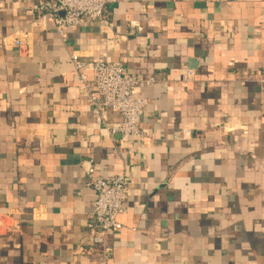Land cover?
Segmentation results:
<instances>
[{
  "label": "crops",
  "instance_id": "obj_1",
  "mask_svg": "<svg viewBox=\"0 0 264 264\" xmlns=\"http://www.w3.org/2000/svg\"><path fill=\"white\" fill-rule=\"evenodd\" d=\"M38 2L0 0V264L97 263L90 168L129 179L108 264H264V0H109L66 41ZM74 52L141 79L143 135L96 121Z\"/></svg>",
  "mask_w": 264,
  "mask_h": 264
},
{
  "label": "built area",
  "instance_id": "obj_2",
  "mask_svg": "<svg viewBox=\"0 0 264 264\" xmlns=\"http://www.w3.org/2000/svg\"><path fill=\"white\" fill-rule=\"evenodd\" d=\"M109 0H39L28 9L37 13L44 26H50L63 41L67 40V31L76 29L88 21H99L107 24V5ZM23 45L22 39L14 41ZM79 88L88 95L92 113L99 124L106 125L108 112L120 114L121 121L112 127H106L110 135L119 134L124 141L132 135H143L141 117L145 101L138 96L136 87L141 79L128 71L122 61H96L86 64L81 56L71 54ZM88 71L96 77L97 89L92 91ZM191 76V73H190ZM187 132V131H185ZM95 191V206L88 223L94 232L92 249H97L101 257L96 264H108L111 247L109 238L119 233L123 224L120 215L127 212L126 199L129 179L124 173L116 175H97L94 168L87 172ZM9 221L15 216L6 215ZM14 227L11 222L7 230Z\"/></svg>",
  "mask_w": 264,
  "mask_h": 264
}]
</instances>
